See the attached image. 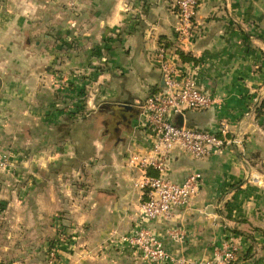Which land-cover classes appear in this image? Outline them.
Instances as JSON below:
<instances>
[{"label": "crops", "instance_id": "obj_1", "mask_svg": "<svg viewBox=\"0 0 264 264\" xmlns=\"http://www.w3.org/2000/svg\"><path fill=\"white\" fill-rule=\"evenodd\" d=\"M198 2L189 35L179 39L172 0H0V145H15L10 139L23 120L25 127L38 126L43 147H54L52 154L45 148L41 158L47 164L54 159L50 167L55 170L40 169L20 190L34 192L37 184L40 189L46 185L41 204L35 203L54 205L48 214L69 207L79 239L70 264H209L225 241L237 247L234 264H264V0ZM18 15L30 23H17ZM37 28L40 36L34 41L42 49L33 61L39 64L61 57L57 45L69 43L73 49L61 66L83 69L95 61L93 49L105 46L102 86L87 118L53 113L48 102L40 104L36 115V105L29 102L19 110L20 104H14L15 79L40 73L17 66V32H29L21 44L26 47ZM53 45L58 52L49 50ZM161 46L176 78L190 77L215 101L209 110L186 111L183 125L217 131L224 122L232 143L199 160L179 149L169 152L167 177L181 183L198 173L201 186L172 220L148 222L141 218L143 195L135 184L154 172L132 168L128 160L133 153L151 154L153 138L140 124V113L145 99L164 88ZM24 90L31 99L29 88ZM42 91L47 92L40 90L34 103L45 101ZM139 227L162 241L173 262L152 263L117 244Z\"/></svg>", "mask_w": 264, "mask_h": 264}, {"label": "rangeland", "instance_id": "obj_2", "mask_svg": "<svg viewBox=\"0 0 264 264\" xmlns=\"http://www.w3.org/2000/svg\"><path fill=\"white\" fill-rule=\"evenodd\" d=\"M17 18H20L17 23H23L25 20L23 15H18ZM26 20L28 22L30 19L27 18ZM27 22L23 24L30 23ZM26 34L29 32L22 29L17 32L15 50L17 60L20 61L17 66H21V69L26 68V70L35 71L34 74L40 73H37L38 76L36 75L35 78L15 79L14 92L18 93V97H16L14 104L17 106L20 104V110L24 106L26 108V104L30 102V104L36 105L33 110L36 115L40 113L36 110L39 109L40 104L48 102L53 113L57 110L60 113L63 112L64 115L72 114L77 117H75L76 119L87 118L89 112L95 110L90 109V106L93 105V100L97 98H95L96 93L100 94L97 92V87L102 86V83H99L100 76L106 67L105 46L93 49L91 53L95 59L93 63H89L83 69H70L61 66L60 61L61 59L67 60L66 55L71 52L73 45L69 43L68 46L57 45L60 51L56 46H50L49 50L52 53L59 51L63 55L58 59L55 57L52 62L39 64L33 61V58L41 53L42 48L39 46V41L36 44L34 41L40 36V31L39 29L33 30L32 36H29L26 43L28 46L24 47L21 44ZM29 49L32 51L30 55L26 53ZM0 51H3L1 47ZM8 88L6 86L3 89L8 91ZM24 88H29L31 99L27 94L23 96ZM43 89L47 90V92L42 91L45 92L42 97L45 101L34 103L36 99H39V91ZM19 98L24 99V101L19 102ZM48 121L49 132L53 135L54 126L50 119ZM22 122L23 120L17 123L14 128L15 138L10 139L15 142L16 146L13 142L9 146L7 144L0 145V158L3 161V166L0 168V264H70L72 249L77 247L79 239L78 232L67 211L69 207H63L62 213L48 214L50 209L55 211V208H51L54 205L51 207L46 206V204L42 207L38 205L42 193H45L48 188L46 185H42L40 189L39 184H37L33 188L34 192L25 190L22 192L20 190L28 182L30 176L37 177L40 174V169L44 172L47 166L49 171L55 170L54 165L50 167L54 163V159L50 160V162L53 161L51 164H47L46 159L42 160L41 158L45 156V148L48 150L47 154H52L54 147L51 145L43 147L39 141L38 126L37 129H32L25 127ZM62 125L65 129L68 128L65 126L66 124ZM65 133L67 131H64ZM10 135L13 137L11 133ZM5 141L6 138L3 137L2 142ZM13 145L15 149H13ZM42 161L46 164H43ZM36 170L37 172H35ZM47 177L52 178L51 176ZM40 178L39 176L37 180L41 181ZM51 180L49 182H52ZM15 185L17 186L15 187ZM50 192H52L50 195L55 198V191L51 190ZM36 200L38 204L35 203Z\"/></svg>", "mask_w": 264, "mask_h": 264}, {"label": "built area", "instance_id": "obj_3", "mask_svg": "<svg viewBox=\"0 0 264 264\" xmlns=\"http://www.w3.org/2000/svg\"><path fill=\"white\" fill-rule=\"evenodd\" d=\"M199 0H172L171 7L178 19L176 34L185 39L192 29ZM167 50L159 48L163 90L149 95L141 105L140 124L152 136L149 156L133 153L128 164L141 170L151 169L154 175L144 174L135 184L143 195L139 210L144 221H170L180 210L189 206L201 186V175L192 173L181 183L167 177V155L179 149L194 159L209 158L221 153L232 140L224 122L217 131L179 126L176 121L186 111H206L214 98L200 92L188 76L176 78V71L167 59ZM3 161L0 158V168ZM117 244L138 252L152 263L173 262L162 241L147 228L139 227L118 238ZM237 247L225 241L216 252V260L209 264H234Z\"/></svg>", "mask_w": 264, "mask_h": 264}, {"label": "water", "instance_id": "obj_4", "mask_svg": "<svg viewBox=\"0 0 264 264\" xmlns=\"http://www.w3.org/2000/svg\"><path fill=\"white\" fill-rule=\"evenodd\" d=\"M177 125L182 126L183 125V116L179 115L176 121Z\"/></svg>", "mask_w": 264, "mask_h": 264}, {"label": "trees", "instance_id": "obj_5", "mask_svg": "<svg viewBox=\"0 0 264 264\" xmlns=\"http://www.w3.org/2000/svg\"><path fill=\"white\" fill-rule=\"evenodd\" d=\"M179 56L183 57V54L182 53H179Z\"/></svg>", "mask_w": 264, "mask_h": 264}]
</instances>
